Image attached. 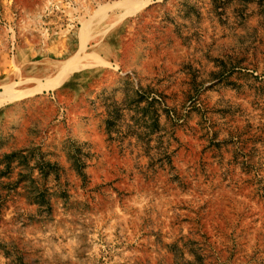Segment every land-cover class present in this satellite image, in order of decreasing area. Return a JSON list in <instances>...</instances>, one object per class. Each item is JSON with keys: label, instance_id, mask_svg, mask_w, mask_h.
I'll use <instances>...</instances> for the list:
<instances>
[{"label": "rangeland", "instance_id": "374dc122", "mask_svg": "<svg viewBox=\"0 0 264 264\" xmlns=\"http://www.w3.org/2000/svg\"><path fill=\"white\" fill-rule=\"evenodd\" d=\"M120 1L0 0V264H264V0Z\"/></svg>", "mask_w": 264, "mask_h": 264}, {"label": "bare ground", "instance_id": "6f19581e", "mask_svg": "<svg viewBox=\"0 0 264 264\" xmlns=\"http://www.w3.org/2000/svg\"><path fill=\"white\" fill-rule=\"evenodd\" d=\"M118 7L120 8V9H123V12H124V14L125 13H131V12H133L134 10H136V9H138L139 7H140V5L138 6V5H136V4H134V3H132V2H130L129 0H121L118 4ZM123 14V15H124ZM65 63H58V64H56V68H57V70H58V77L62 74V73H65V71H64V69H65V65H64ZM56 76V75H55ZM54 80H56V79H54ZM47 85H49V84H47Z\"/></svg>", "mask_w": 264, "mask_h": 264}]
</instances>
